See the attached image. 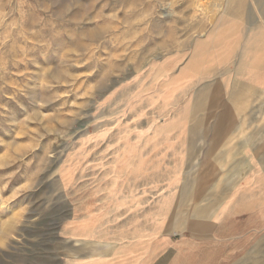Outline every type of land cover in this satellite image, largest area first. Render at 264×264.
I'll return each mask as SVG.
<instances>
[{
  "label": "rangeland",
  "instance_id": "1",
  "mask_svg": "<svg viewBox=\"0 0 264 264\" xmlns=\"http://www.w3.org/2000/svg\"><path fill=\"white\" fill-rule=\"evenodd\" d=\"M214 1L0 0V264H207L219 233L251 240L226 264H264V134L254 170L222 158L224 115L264 96L237 92V51L213 64L235 16Z\"/></svg>",
  "mask_w": 264,
  "mask_h": 264
},
{
  "label": "crops",
  "instance_id": "2",
  "mask_svg": "<svg viewBox=\"0 0 264 264\" xmlns=\"http://www.w3.org/2000/svg\"><path fill=\"white\" fill-rule=\"evenodd\" d=\"M228 10L229 13L235 15L233 16L234 23H231L228 27L230 28V33H227L226 36L228 38L224 37L222 39V35L220 36V41L223 40L220 44L221 47L219 50H214L215 53L219 51V55L214 53L212 62L217 68L225 70L227 60L226 55L223 54H228L231 50L237 51L236 67L232 73L236 80L237 92H240V94L242 91L248 92L249 97L250 93L258 91L264 96V0H233ZM247 14L253 17L252 22L248 26L244 22L240 23L236 30H231L233 24L237 23L238 19L247 18ZM245 27L247 28L245 29ZM233 106L235 114L231 112L225 114V119L222 121H224V124L227 122L228 128L230 127L227 140H239L241 142H239V147L237 143L234 147L237 150L239 149L236 151L238 154H234L232 150H229L222 155V158L225 155L245 156V160L239 159L237 162L240 161L238 166L247 162L250 167L246 169V172H249L254 170V167L256 168V164L249 162V156L253 153L250 149L251 145L248 146L247 141L262 137L261 135L264 134V99L261 101H253L248 98L235 100ZM222 139L224 140V137ZM242 168L237 167L235 170H245V168ZM259 170H261V177H264V165L259 167ZM192 185L193 183L190 181V187ZM235 236L230 233H219L215 239H212L211 243L207 242L200 247L197 246L196 251L208 255L207 264H226L237 257L239 253L245 251L251 241L237 243L233 241Z\"/></svg>",
  "mask_w": 264,
  "mask_h": 264
},
{
  "label": "bare ground",
  "instance_id": "3",
  "mask_svg": "<svg viewBox=\"0 0 264 264\" xmlns=\"http://www.w3.org/2000/svg\"><path fill=\"white\" fill-rule=\"evenodd\" d=\"M178 1H181V0H170L169 4L170 6L169 7H174V5L178 2ZM193 3H194V6L199 10H203L205 9L204 7V3L202 4V2H200V0H191ZM233 0H215L212 4V8H211V12H212V20H216L217 23H220L222 22V20L224 19L223 18V14L224 12H226V9H228L230 3L232 2ZM189 2V1H188ZM252 2V1H251ZM208 4V3H207ZM194 7V8H195ZM195 8V9H196ZM171 9V8H170ZM210 9V8H209ZM174 10V9H172ZM205 11V10H204ZM196 12V11H195ZM210 15V14H209ZM253 51V49H252ZM172 64V63H171ZM164 78V77H163ZM168 91V88H164L163 90H160L159 91V94L156 95V97L154 98L155 100L153 101L152 100H145L143 102H141V105L140 106H143V105H146L147 103H152V102H162L163 99H164V96L166 94V92ZM137 94H140V91L136 92V93H133V95H131V97H129L127 99V102L129 103L131 99H133ZM128 95V94H127ZM207 97H209L208 93H205L204 94V97H203V104H205L207 102ZM227 118V117H226ZM167 122V120L165 121V123ZM166 125V124H164ZM236 185V184H235ZM230 188V187H229ZM212 195L213 194H208L204 200L207 202L205 205L204 204H199L197 207L194 208V212H195V215H198L199 216H207L209 211H210V207H213L216 203H213L214 200H212ZM214 196V195H213ZM253 203V202H252ZM251 203V204H252ZM246 204V205H245ZM245 204H242V209H240L241 211L243 210L244 212H247L248 210H250V205L248 203H245ZM245 205V206H244ZM248 216V215H247ZM246 216V217H247ZM241 218H246L244 217L243 215L240 216ZM204 222L201 221V222H198L196 224V226H200L202 225ZM192 226H195V224H193ZM264 228H260L258 233H260ZM178 256H182L181 252L180 254H178ZM208 257V255H204L202 256V258H205Z\"/></svg>",
  "mask_w": 264,
  "mask_h": 264
}]
</instances>
